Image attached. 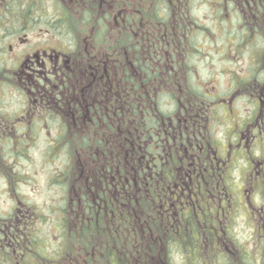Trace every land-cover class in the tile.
<instances>
[{
	"label": "flooded vegetation",
	"instance_id": "obj_1",
	"mask_svg": "<svg viewBox=\"0 0 264 264\" xmlns=\"http://www.w3.org/2000/svg\"><path fill=\"white\" fill-rule=\"evenodd\" d=\"M208 5L209 25L195 0H0V264H264V0ZM39 138L66 158L49 211Z\"/></svg>",
	"mask_w": 264,
	"mask_h": 264
},
{
	"label": "rangeland",
	"instance_id": "obj_2",
	"mask_svg": "<svg viewBox=\"0 0 264 264\" xmlns=\"http://www.w3.org/2000/svg\"><path fill=\"white\" fill-rule=\"evenodd\" d=\"M197 1L196 6V14L200 18L199 20H202L206 22L207 25L209 23L213 24L212 21H210V6L208 5L211 0H209L208 4H204L206 0H195ZM215 31H217V36L220 33V27H214ZM199 38L201 37V33H198ZM221 48L220 45H210L209 42L205 44L204 50L207 52L210 51H217V49ZM231 60H220L217 56H211V57H203L200 59L197 63V65L192 66H198L200 68H203L200 70V78L197 79L198 83H206L207 87H210L208 83V78L211 76L212 78H215L217 86L219 87L220 82L221 88L225 87L228 83V77L230 75H242L246 72L247 69H249L250 66H252L254 63H258L259 59L249 57L247 53L243 52L242 57L237 59ZM236 62V63H233ZM225 68L226 75H222L221 69ZM215 89V87H213ZM49 146V140L46 138H39L36 140V143L32 146L31 149V159L29 161H25L26 163H32V168L35 169V173L33 174L34 179V190L32 187H30L31 191H33V195L36 198H33V200L44 210L45 206L47 207V211H49V207L52 203H55L54 201V194H55V188H52L49 190L47 188L48 184V175L51 173V170L53 172V168L49 165V163H54V169L57 168L61 163L66 162V158L62 154H55L52 157H48L47 153H45ZM52 168V169H51ZM29 188L27 190H30ZM7 205V202L5 200L0 201V206L3 208ZM56 221V219L53 221Z\"/></svg>",
	"mask_w": 264,
	"mask_h": 264
},
{
	"label": "trees",
	"instance_id": "obj_3",
	"mask_svg": "<svg viewBox=\"0 0 264 264\" xmlns=\"http://www.w3.org/2000/svg\"><path fill=\"white\" fill-rule=\"evenodd\" d=\"M131 42H132L131 50H138L137 52L139 53L140 45L136 43L134 39H131ZM135 64L138 65V62L135 61ZM139 72L140 71H138V74ZM9 222H10V219L0 213V225H3V226L10 225Z\"/></svg>",
	"mask_w": 264,
	"mask_h": 264
}]
</instances>
